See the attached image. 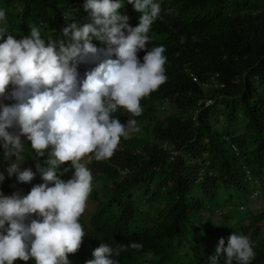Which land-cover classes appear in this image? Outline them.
I'll list each match as a JSON object with an SVG mask.
<instances>
[{"label":"clouds","instance_id":"obj_1","mask_svg":"<svg viewBox=\"0 0 264 264\" xmlns=\"http://www.w3.org/2000/svg\"><path fill=\"white\" fill-rule=\"evenodd\" d=\"M15 1L0 0V264H257L258 194L202 213L199 229L171 224L170 239L164 217L136 220L134 194L113 203V182L98 176L175 113L178 85L212 69L196 63L200 0H85L86 23L57 32Z\"/></svg>","mask_w":264,"mask_h":264},{"label":"trees","instance_id":"obj_2","mask_svg":"<svg viewBox=\"0 0 264 264\" xmlns=\"http://www.w3.org/2000/svg\"><path fill=\"white\" fill-rule=\"evenodd\" d=\"M84 3L28 0L26 11L57 32L70 21L86 23L80 12ZM198 5L196 63L207 58L212 69L198 67L200 85L189 82L172 91L177 110L155 121L146 140L134 141L135 152L123 168L94 170L113 182V203L123 193L134 194L129 213L136 220L164 217L170 239L171 224L184 221L196 229L210 221L204 212L239 206L255 193L264 198V0H200ZM207 83L210 94L202 86ZM207 100L213 104L207 106ZM166 249L167 244L158 250L159 259H166ZM257 264H264V256Z\"/></svg>","mask_w":264,"mask_h":264}]
</instances>
